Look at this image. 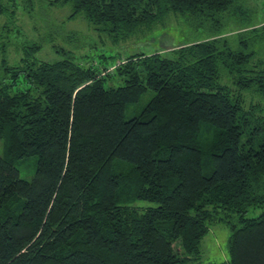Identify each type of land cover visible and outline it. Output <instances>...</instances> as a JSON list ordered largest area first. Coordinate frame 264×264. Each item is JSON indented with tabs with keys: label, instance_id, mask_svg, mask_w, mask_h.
Returning a JSON list of instances; mask_svg holds the SVG:
<instances>
[{
	"label": "trees",
	"instance_id": "trees-1",
	"mask_svg": "<svg viewBox=\"0 0 264 264\" xmlns=\"http://www.w3.org/2000/svg\"><path fill=\"white\" fill-rule=\"evenodd\" d=\"M53 4L114 46L178 21L204 39L116 66L62 48L61 60L37 61L38 46L2 60L0 264H204L218 223L231 230L220 264H264V21L251 22L249 0ZM229 20L242 27L227 32ZM115 76L122 85L106 87ZM31 158L25 180L17 164ZM251 209L263 212L246 218Z\"/></svg>",
	"mask_w": 264,
	"mask_h": 264
},
{
	"label": "rangeland",
	"instance_id": "rangeland-1",
	"mask_svg": "<svg viewBox=\"0 0 264 264\" xmlns=\"http://www.w3.org/2000/svg\"><path fill=\"white\" fill-rule=\"evenodd\" d=\"M53 1L4 0L9 12L0 15V35L2 36L0 39V64L3 59L9 65L17 64L26 57L27 50H30L32 46H38L39 49L32 54V58L37 61L52 63L61 60L62 56L56 50L62 48L72 53L74 59L81 64L87 60L99 62L102 56H107L113 57L108 60L107 66H116L119 62L135 54L164 53L173 47L204 39L203 29L178 21L139 41L114 46L106 36L99 35L94 31L92 25L84 18L78 17L69 21L71 7L54 5ZM249 2L256 12L251 22L262 23L264 21V0H249ZM226 25L227 32L242 27L234 20H229ZM3 42L8 45L5 50L2 47ZM7 42L9 43L7 44ZM121 85L122 81L118 76H115L108 80L106 87ZM20 87L24 88V85ZM152 96L153 93L149 91L139 104L129 106L126 111V119L137 116ZM1 145L0 142V154H2ZM17 168L21 178L30 180L35 173L36 158L19 162ZM134 206L143 211L156 205L138 201ZM262 212L263 209H251L246 218H256ZM230 235V227L225 223L211 226L209 233L203 238L200 245V261L204 264L227 262L229 260L228 241Z\"/></svg>",
	"mask_w": 264,
	"mask_h": 264
}]
</instances>
